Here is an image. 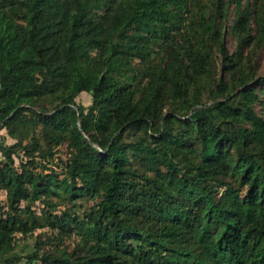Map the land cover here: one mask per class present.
I'll return each mask as SVG.
<instances>
[{"label":"trees","instance_id":"trees-1","mask_svg":"<svg viewBox=\"0 0 264 264\" xmlns=\"http://www.w3.org/2000/svg\"><path fill=\"white\" fill-rule=\"evenodd\" d=\"M263 52L264 0H0V264H264Z\"/></svg>","mask_w":264,"mask_h":264},{"label":"rangeland","instance_id":"rangeland-1","mask_svg":"<svg viewBox=\"0 0 264 264\" xmlns=\"http://www.w3.org/2000/svg\"><path fill=\"white\" fill-rule=\"evenodd\" d=\"M226 44H227V48L230 52H232L234 50V47H235V42L232 38H227L226 39ZM259 64H260V73L261 75L264 76V52L260 55L259 57ZM263 101H264V96H263ZM75 102L78 104V105H81V106H84V107H88L91 102H92V98H91V95L88 94V93H82L80 94L76 99H75ZM256 110L258 111V113H261L264 117V105L263 106H257L256 107ZM0 135H5V138H4V144L6 145H12L13 143H15L14 140L10 139L9 137L6 136V132L5 130H2L0 132ZM22 154V153H20ZM67 157H66V150H65V147H62L60 149V153H58L54 159V161L52 162L51 164V167L53 169H55L58 173L61 172V163H64L66 161ZM0 161H3V158L0 154ZM15 164L16 166L18 167L19 166V160L15 157ZM5 198V194L4 193H0V199H4ZM91 206V202H87V203H84V205H82V207H80V213L84 212L87 208H89ZM43 208V205L40 203V202H37L33 209L36 210V213L39 214L40 212V209ZM64 209V206H61L59 209H58V213L60 211H62ZM41 236L42 240L43 241H46V238L47 237H50V231L45 228V229H42V230H38L36 232H34L33 234H29L25 237H22L21 235H17L16 236V249H15V253L17 255H26L30 252L33 251L34 249V242H35V239L38 237V236ZM73 243H74V237L72 238H66L64 240V245H69L70 247L73 246Z\"/></svg>","mask_w":264,"mask_h":264}]
</instances>
